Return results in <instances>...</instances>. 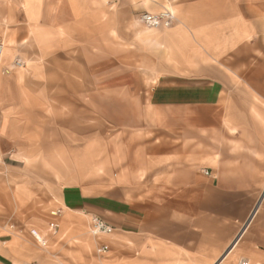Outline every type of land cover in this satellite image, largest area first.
Here are the masks:
<instances>
[{
    "label": "crops",
    "instance_id": "0c3cea01",
    "mask_svg": "<svg viewBox=\"0 0 264 264\" xmlns=\"http://www.w3.org/2000/svg\"><path fill=\"white\" fill-rule=\"evenodd\" d=\"M163 8L175 19L147 32L157 71L147 97L125 105L134 115L125 136L83 169L65 155L75 168L57 171L60 185L26 191L24 209L38 195L43 214L60 211L49 221L58 231L36 223L45 245L7 233L0 264L264 261V0H0V67L18 57L26 72L44 73L70 50L98 57L113 33L132 34L134 13ZM3 87L0 141L17 136L14 114L27 112ZM70 87L54 94L76 92L73 78ZM91 215L112 228L102 241L88 232Z\"/></svg>",
    "mask_w": 264,
    "mask_h": 264
},
{
    "label": "rangeland",
    "instance_id": "374dc122",
    "mask_svg": "<svg viewBox=\"0 0 264 264\" xmlns=\"http://www.w3.org/2000/svg\"><path fill=\"white\" fill-rule=\"evenodd\" d=\"M143 13L149 12L134 13L138 23L131 28L132 34L111 35V48L105 56L97 50H70L60 55L58 66H50L44 73L26 72L25 63L18 57L10 66L0 67V89L4 85L6 100L14 107L27 106V112L14 114L19 119L17 136L0 141L3 154L0 155V239L7 233H26L33 238L31 230L36 228V223L47 224L57 233L58 224L54 229L49 221H55L50 217L60 211L43 214L38 209V195L30 200L35 209H24V202L28 200L26 191L38 192L42 182L49 185L54 181L60 185L63 180L57 178V171L70 170L72 165L75 168V163L65 155L74 153L83 169L87 165L86 157L99 160L109 140L117 144L125 136L122 128L134 117L125 113V105L127 101H134L137 94L147 97L157 71L151 61L147 32L160 27L145 25L140 19ZM140 29L143 35L135 36ZM93 52L101 53L92 58ZM72 78L76 92L67 97H61L60 92L54 94L70 89ZM50 79L52 84L48 82ZM46 88L57 96H43ZM90 94L94 97H89ZM104 105L112 113H104ZM25 122L31 124L24 126ZM11 148L14 150L6 153ZM26 213L31 221L26 219ZM89 219L90 216L88 232ZM102 236L93 235L98 241H102Z\"/></svg>",
    "mask_w": 264,
    "mask_h": 264
},
{
    "label": "built area",
    "instance_id": "2783aa9c",
    "mask_svg": "<svg viewBox=\"0 0 264 264\" xmlns=\"http://www.w3.org/2000/svg\"><path fill=\"white\" fill-rule=\"evenodd\" d=\"M140 19L148 27H168L174 21V14L167 8H163L157 13H143ZM89 223V232L92 235H105L109 234L112 230V228L108 224H106L100 217L96 215L90 216ZM49 224L50 227L54 229L57 226V224L54 222H50ZM31 234L35 237V229L31 230ZM107 249L108 245L105 243H101L100 246L97 248V251L99 253H103ZM237 264H264V261L250 263V261H248L247 259H240Z\"/></svg>",
    "mask_w": 264,
    "mask_h": 264
},
{
    "label": "bare ground",
    "instance_id": "6f19581e",
    "mask_svg": "<svg viewBox=\"0 0 264 264\" xmlns=\"http://www.w3.org/2000/svg\"><path fill=\"white\" fill-rule=\"evenodd\" d=\"M91 235H92V234H91ZM35 237H36L37 239H36ZM35 237H34V238H35L37 241H39L40 243H42L43 245H45V242L43 241L41 235H40L39 232H37L36 230H35ZM42 244H41V245H42Z\"/></svg>",
    "mask_w": 264,
    "mask_h": 264
}]
</instances>
